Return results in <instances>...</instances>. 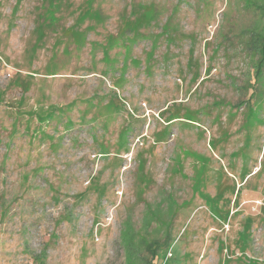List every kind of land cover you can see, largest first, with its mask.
<instances>
[{"label": "rangeland", "instance_id": "obj_1", "mask_svg": "<svg viewBox=\"0 0 264 264\" xmlns=\"http://www.w3.org/2000/svg\"><path fill=\"white\" fill-rule=\"evenodd\" d=\"M260 29L264 0H0V264H147L168 236L154 264H264Z\"/></svg>", "mask_w": 264, "mask_h": 264}, {"label": "trees", "instance_id": "obj_2", "mask_svg": "<svg viewBox=\"0 0 264 264\" xmlns=\"http://www.w3.org/2000/svg\"><path fill=\"white\" fill-rule=\"evenodd\" d=\"M88 11H90V13L89 12L88 13L89 15H91V11H92L91 4H90V9ZM158 15H159V8L155 5L147 6V5L140 4V3H137L135 5L133 4L130 14L127 16V19L124 21V26H123L124 31L125 32L129 31L131 33L133 31L134 32V34L132 33L133 36H135L136 34L139 35L140 32L138 30L141 27H143L145 24L155 21ZM43 21L47 22L48 18H44ZM172 23H173L172 19H169L163 25L162 31L159 33V35L161 36H166V40H170V41L172 40V37L179 35L178 30H176L173 27ZM76 28H77L76 26H71L68 29V31H70V33L72 34L73 31L70 29H75L74 31H77ZM254 35H255L254 38H252V46L255 50V53L259 56V59H258L259 64L257 66V72L255 74L256 81H258V79H260L261 72L264 66V29H260V31L255 32ZM192 54L193 52L191 51L190 56H192ZM150 59H152L151 56H150ZM194 64H195L194 58H191V62H190L191 69L194 67ZM256 93H257V90L253 91L251 94V98H253L256 95ZM167 113H169L167 116H164V114H162V117H164L166 122H169L178 117H183V116H179L178 110L167 111ZM184 118L191 119L187 117H184ZM173 246H174V241H173L172 236L166 237L162 242H159L158 239L151 241L146 246V250L150 253L151 258L150 259L146 258L145 262L149 261L147 264H154V261L160 257L159 251L162 247H164L165 249H170V248L172 249Z\"/></svg>", "mask_w": 264, "mask_h": 264}]
</instances>
